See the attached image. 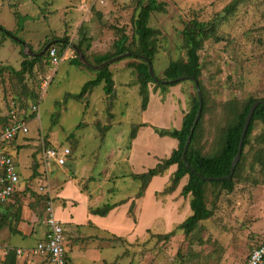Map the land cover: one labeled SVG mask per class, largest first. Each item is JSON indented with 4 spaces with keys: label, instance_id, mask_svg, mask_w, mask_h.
Listing matches in <instances>:
<instances>
[{
    "label": "rangeland",
    "instance_id": "obj_1",
    "mask_svg": "<svg viewBox=\"0 0 264 264\" xmlns=\"http://www.w3.org/2000/svg\"><path fill=\"white\" fill-rule=\"evenodd\" d=\"M158 1L164 3V10L152 12L148 20L149 26L159 30L152 61L158 78L163 77L171 60L185 57L181 30L186 21L197 17L216 24L217 39L204 41L199 51L206 107L198 140L210 152L228 117L226 102L264 97V0H242L236 12L228 16L223 9L231 0ZM136 8V0H0V28L15 33L13 37L29 42L37 51L53 38L77 41L86 26L88 37L93 39L87 55L93 59L94 54L113 50L117 37L113 27H122L132 35ZM98 11L100 18L95 15ZM1 36L0 32V40ZM13 37H5L0 44V62L18 69L23 56L20 46L11 40ZM71 56L66 49L51 73L48 58L44 57L41 63L48 64L37 68L26 82L31 89L40 90L38 112L27 120L28 132L20 133L8 144L18 175L26 182L25 192L34 199L43 196V191L50 193L56 217L69 216L70 210L82 216L88 205L101 207L131 196L108 215H94L106 216L125 227L139 220L150 228L145 236L141 231L121 232L129 233L130 239L136 237L132 243L123 238L112 244L98 242L101 251L87 250L78 263L102 264L103 257L113 264H242L249 247L264 237V185L238 183L232 192L220 193L218 184L206 181L204 194L212 215L200 221L191 235L179 233L168 240L157 234L171 231L191 213L190 196L180 193L186 177L170 189L176 169L171 165L151 177L142 195L134 196L140 181L132 178V173L156 167L177 148L178 139L169 132L181 127L194 83L186 79L162 87L150 82L146 105L142 107L139 87L134 84L136 73L128 65L136 60L124 57L109 66L115 83L111 98H106L104 83L100 82L89 94L76 99L73 95L80 93L94 74L71 65ZM49 74L43 89L42 80ZM17 80L7 70L0 76V110L5 114L4 105L16 93ZM27 94L23 99L31 104ZM66 94L70 95L66 98ZM103 125L108 126L105 134L100 128ZM263 128L255 122L252 134ZM45 141L46 147L70 149L66 165L55 166L53 159H44ZM33 163L38 164L35 167L39 174L32 178ZM87 191L91 192L89 204L84 200ZM71 198L78 203L73 204ZM31 215L24 209L25 218L34 216ZM33 220L36 235L25 237L19 232L10 233L9 228L0 229V252L4 246H32L43 228L39 217ZM22 228L26 233L28 226L24 224Z\"/></svg>",
    "mask_w": 264,
    "mask_h": 264
},
{
    "label": "trees",
    "instance_id": "obj_2",
    "mask_svg": "<svg viewBox=\"0 0 264 264\" xmlns=\"http://www.w3.org/2000/svg\"><path fill=\"white\" fill-rule=\"evenodd\" d=\"M241 2L242 0H231V2H229L223 9L226 16L235 13ZM136 5L137 8L132 18V35L129 36L122 27H113L117 36L113 41V50L94 54L93 59H90L87 55L93 39L88 37L86 26L83 28V33L77 39V41L70 43L67 37L60 39L53 38L56 39V41L49 45L44 53L39 56H28L23 54V46L17 40L11 38L14 43L20 46V52L23 56V60L21 61L20 68L18 69L13 68L11 65L2 64V62H0V76L3 75L4 70H7L11 74L17 76L18 79L14 85V87H16V93L8 97L4 107L7 109L9 101L14 99L19 103V107L22 110L27 111L30 103L27 104L23 98H26L28 92L30 96H28L27 99L31 101V104L33 103L38 105L40 100V90L36 91L31 89L26 82L30 75L34 73L35 70H37V68H42L44 65L48 64H42L41 60L44 57L48 58L47 53L51 46L56 48L59 57L63 55L66 49H69L72 54L70 58V62L72 64L95 72V77L86 81L82 85L80 93L73 95V97L76 99H80L89 94L92 91V88L100 82L104 83L103 90L107 95L106 98H111L113 92L115 91V87L112 78V71L109 69V65L95 70L81 64L78 60L77 53L71 47V45L79 48L85 58L92 64H99L118 54L130 52L131 54L127 57L133 58L136 61L130 62L128 65H130V67H132L136 73V81L134 83L139 87L138 90L142 98V107H145L146 105L147 86L150 82L165 87L167 84H169V82L161 83L159 80H174L179 76L185 75L196 77L202 96L203 107L200 118L196 124L186 151V161L195 170V172H192L185 166L181 158V153L193 120L196 116L199 104L196 90H194L193 95L190 97L189 108L183 115L181 127L169 132L171 135L177 137V148L168 158L164 159L156 167L151 168L144 173L131 175L132 178L140 181V187L135 197H139L144 193V189L152 176L162 173L171 165H176V169L171 176L170 189H172L182 177H186V184L182 187L180 193L181 195L184 194L190 196L189 206L191 209V214L188 215L182 222L177 224L171 231L164 234H157V237H162L164 240H168L170 237H174L179 233L184 234L185 236L191 235L193 231L200 225V221H204L212 215V209L208 207L204 194L203 185L206 181H212L218 184L220 186V193L221 191L222 193L232 192L238 183L264 185V128L258 134H252L255 122H260L264 126V104H259L254 110L243 140L241 155L236 164L232 177L230 179L219 181L203 180L201 178L221 177L229 173L232 159L237 152V146L245 116L251 104L257 99H264V97L259 98L248 96L241 101L235 102L234 100H230L226 102L228 106L224 107V109L228 112V117L224 121V125L220 130L217 140L213 141L211 151L206 152V149L204 150L203 145L200 144V141L198 140V136H200L203 114L206 107L204 88L200 81L202 75V65L200 62L199 51L201 50L204 41L211 38H215V40L217 39L216 24L215 22L211 21L208 22L199 20L197 17H193L189 21H186L181 30L183 43L182 47L185 52V57L171 60L163 70V77L158 78L159 80H154L148 71L147 62L142 60L139 56H145L152 64L153 57L157 52L156 37L159 34V30L149 26L148 20L152 12L164 10V3L158 0H136ZM18 14L19 13L17 10H15L14 15L17 17ZM95 15L99 18L102 17V14L99 11L95 12ZM0 32L2 35L0 44L4 41L5 37H11L12 35L15 36V33L11 31L6 32L2 28L0 29ZM49 41L50 40H48L45 44H48ZM45 44L37 52L42 50ZM29 88L31 90H29ZM69 95L70 94H66L65 97L67 98ZM110 116L111 115L109 114V117ZM26 117L28 120L31 117H35V114L29 113ZM6 123L7 115L0 110V129H2ZM102 127L104 130H101V132L105 134L108 126L103 125L100 128ZM44 145V147L48 146L47 141H45ZM245 148H247V150H245ZM196 172L199 173L200 176H198ZM42 195L43 196L37 195V201L39 200L38 202L45 206L46 202L50 199L45 193ZM121 203L123 202L121 201L114 204H104L101 207L91 209V213L103 216L106 215L112 208L120 205ZM12 218L15 219V222L13 223ZM19 219V204L18 206H16L15 203L7 204L0 214V228L6 223L9 225H15ZM117 239L119 240L120 238ZM258 244L252 245L251 247L253 248ZM0 264H17L15 250L12 248H7L5 250L4 256L0 257ZM181 264H184V262Z\"/></svg>",
    "mask_w": 264,
    "mask_h": 264
},
{
    "label": "crops",
    "instance_id": "obj_3",
    "mask_svg": "<svg viewBox=\"0 0 264 264\" xmlns=\"http://www.w3.org/2000/svg\"><path fill=\"white\" fill-rule=\"evenodd\" d=\"M51 42L54 43L55 39H54V41H51ZM19 43L22 45L21 42H19ZM28 43L29 42H25V44H27L32 51L38 53L37 52L38 50L35 51ZM28 56H31V55H28ZM36 56H39V55H36ZM70 64L74 65L71 62H70ZM75 66L78 67V68H82V67L77 66V65H75ZM109 66H110V64H109ZM110 70H111V68H110ZM51 72L52 71H50V73ZM53 72H54V70H53ZM93 74H94L93 75V78H94L95 77V72H93ZM112 78H113V72H112ZM114 86H115V83H114ZM70 153H71V151H70ZM37 165L38 164H31L32 170L35 171V173L32 172V178L39 174L36 171V167H35ZM45 165L48 166V164H45ZM53 165L61 167V166L66 165V164L59 165V164L56 163V164H53ZM67 165H69V164H67ZM46 166H45V169H46ZM132 174H136V173H132ZM30 180H31V178H30ZM25 183H23V181L20 179V176H19L18 191L15 192V194H13L12 198L10 199V201L6 202V204L4 203L3 206L0 207V214H1V212L4 210V207L7 204L15 203L16 206H18V204H19L20 219L16 222L15 225H12V224L9 225L8 223H6L0 229H2V228H7L8 229L9 228L10 233H12L13 231H15L13 233H18L19 232V234H22L25 237H27L29 235H32V234L36 235L37 231H35L36 227H35V224H34L35 221L33 220V217L35 219L39 217L41 219L42 224H43V228H41L40 233H39L40 237H38L36 239V242L32 246H28V247L4 246L2 248V251L0 252V257L4 256L5 250L7 248H12V249L15 250V249H28V248L34 247L35 244L38 241H40V240H42L44 238V235L46 233L47 227H46V225L44 223V219H45V216H46L45 215V206L42 203L40 204L37 201V198L34 199L28 193L25 192V190H26L25 189ZM77 190L80 191V192H83V190H81V189H77ZM93 190L95 192L97 191V189H93ZM39 192H42V191L39 190ZM42 193L44 194V191ZM45 194L48 196V198L52 202V199H51L52 197H51L50 193L46 192ZM136 194L134 196H136ZM85 195L86 196H85L84 200H87V202L89 204L88 199H89V197L91 198V196H90L91 192L87 191V193ZM132 198L133 197H131V196L125 197L123 199H119L117 201H113L111 204L119 203L121 201L124 203V202H127V201L131 200ZM72 200L73 199L71 198V201ZM77 203H78L77 200H73V204H77ZM123 203H121V204H123ZM117 206H119V205H117ZM87 207H88L87 211H84L83 215L82 216H78V217L75 216L72 213L71 210H70L69 216L66 215V217H62V215H60V214H58V216L56 217V215L54 214V216L63 224V227H64V232H65V244H64L65 245V255H66V259H67L69 264H80V263H78L79 260H81L79 258L83 257L84 252H87V250H91L93 248L94 249H99V250L102 248V246H100L99 243H104V242L107 241L108 243L112 244V242L120 241L121 238L125 239L127 243H132V242H134L136 240V237L130 239L127 236L130 232H132V231H141V232H144V236H145V234H147V231L150 229V228L146 227L145 225H142L141 221H139V220H136V222L133 221V222L130 223V225L128 227H125L124 225H121L118 222L116 223L115 221L111 220V218H105L106 216L101 218L99 215L96 216L93 213H91V209H95L97 207L89 208L90 205H88ZM116 207L112 208V210H114ZM24 209H28L31 212V214L34 215V216L31 215L32 217H26L25 218L24 217ZM43 215H44V218H42ZM24 224H26L28 226V230H27L26 233L23 231V228H22ZM139 228H140V230H138ZM126 229H128V230H126ZM126 231L129 232V233L128 234H122L121 233V232H126ZM117 238H120V239L118 240ZM145 238L146 237H144V239ZM137 239H139V238H137ZM144 239L143 240L139 239V240L145 241ZM262 239L260 240V242L262 241ZM66 243H67V246H66ZM249 248H250V250L252 249V247H249ZM250 250L248 249V251H247V253L245 255V260H246V258L248 256ZM245 260L242 262V264L245 263ZM74 261H75V263H74ZM101 261H102L101 262L102 264H113V261L112 262L111 261L108 262L105 259H103V257L101 258ZM42 262L43 261L40 258H29V257H24V256L23 257H19V258L17 257V264H44Z\"/></svg>",
    "mask_w": 264,
    "mask_h": 264
},
{
    "label": "built area",
    "instance_id": "obj_4",
    "mask_svg": "<svg viewBox=\"0 0 264 264\" xmlns=\"http://www.w3.org/2000/svg\"><path fill=\"white\" fill-rule=\"evenodd\" d=\"M48 61L53 67L58 65L61 57L58 56L54 46L48 49ZM50 79V74L42 80L41 88H45ZM38 112V105L30 104L27 111L19 107L17 101L10 100L7 108V123L0 129V207L10 201L13 194L18 191L19 175L16 168L14 157L8 152L9 143H11L20 133L28 132L27 117L29 113ZM38 116V115H37ZM44 159L51 158L57 164L66 163L65 157L70 154L69 148L61 150L54 147H44ZM43 191V187H40ZM44 223L47 227L44 238L38 241L34 247L28 249H15L16 256L40 258L44 264H69L65 255V232L62 223L54 216L52 212V202L48 200L45 205ZM244 264H264V238L255 247H253Z\"/></svg>",
    "mask_w": 264,
    "mask_h": 264
},
{
    "label": "water",
    "instance_id": "obj_5",
    "mask_svg": "<svg viewBox=\"0 0 264 264\" xmlns=\"http://www.w3.org/2000/svg\"><path fill=\"white\" fill-rule=\"evenodd\" d=\"M0 29H1V28H0ZM12 37H13V35H12ZM13 39H15V40H17L18 42H21V43H22V45H23V53H24V54H26V55H31V56L41 55V54L47 49V47H48L49 45L52 44V42H49L48 44H46V45L44 46V48H43L40 52L36 53V52L32 51V50L29 48V46H28L27 44H25V42H23L22 40H20V39H18V38H16V37H13ZM71 47H72V48L75 50V52L77 53V55H78V60H79V62H80L81 64H83V65H85V66H87V67H90V68H92V69H95V70L101 69L102 67L107 66V65L113 63L114 61L120 60L121 58L127 57V56H129V55L131 54L130 52H124V53L118 54V55H116V56H113V57H111L110 59H107V60H105V61H103V62H101V63H99V64H92L91 62H89V61L85 58V56L83 55L82 51H81L79 48H77V47L74 46V45H71ZM139 57H140L142 60H144V61L147 62V64H148V71H149L150 75L153 77V79H154V80H159L158 77L155 75V73H154V71H153V67H152V64L150 63V61H149L145 56L140 55ZM186 79H189V80H191V81L194 83L195 90H196V93H197V96H198L199 104H198V108H197L196 116H195V118H194V120H193V123H192V126H191V128H190L189 134H188V136H187V138H186V140H185V143H184V145H183V150H182V153H181V158H182V160H183L185 166H186L187 168H189L192 172H195V170H194V169H193V168L187 163V161H186V151H187L188 145H189V143H190L191 136H192V134H193V132H194V129H195V127H196V124H197V122H198V120H199V118H200L201 111H202V107H203V105H202V96H201L200 88H199V85H198V80H197V78L194 77V76H187V75H185V76H179V77H177V78L174 79V80H159V81H160L161 83H164V82H169V83H170V82H173V81H180V80H186ZM259 104H264V99H257V100H255V101L251 104V106H250V108H249V110H248V112H247V114H246V116H245V120H244V123H243L242 129H241V133H240V137H239V142H238V146H237V152H236L235 156H234L233 159H232V162H231V165H230V171H229V173H228L227 175H224V176H221V177H208V178H207V177H201L203 180H214V181H219V180L230 179V178L232 177V174H233V172H234V170H235L236 164H237V162H238V160H239V158H240V155H241V150H242L243 140H244L245 134H246V132H247V129H248L249 123H250L251 118H252V116H253L254 110L256 109V107H257ZM196 174H197L198 176H200L199 173L196 172Z\"/></svg>",
    "mask_w": 264,
    "mask_h": 264
}]
</instances>
